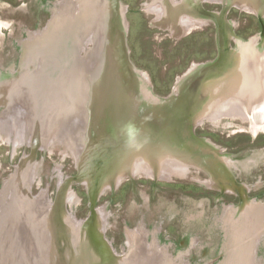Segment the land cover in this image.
Here are the masks:
<instances>
[{"label": "rangeland", "instance_id": "obj_1", "mask_svg": "<svg viewBox=\"0 0 264 264\" xmlns=\"http://www.w3.org/2000/svg\"><path fill=\"white\" fill-rule=\"evenodd\" d=\"M64 1L0 0V88L14 82L6 103L0 102V117L11 133H0V264H226L233 232L226 211L240 209L241 195L257 206L247 225L237 227L235 241L248 247L238 257L242 264H264L263 124L257 133L250 121L239 117L203 118L192 130L188 123L168 128V135L189 149L201 170L193 167L163 179L145 173L124 176L112 189L105 185L106 167L93 158L101 151L103 136L95 121L89 137L80 139L83 149L77 161L69 140L59 133L63 102L49 100L42 85L31 88L30 80L44 68L36 57L26 62L24 45L44 37ZM119 1L126 7L127 57L120 66L126 88L136 87V74L162 100L185 95L196 73L219 63L221 27L230 36L226 51L240 48L237 39L250 42L255 37L257 50L264 53V0H245L256 3L257 13L243 10L238 4L242 0L193 4V29L178 37L157 27L163 16L146 10L156 0ZM91 45L76 50V56ZM72 62L59 64L64 68ZM195 110L192 105L190 117ZM22 122L25 138L15 143ZM147 127L154 135V125ZM216 154L229 159L223 173L238 192L208 186L212 176L203 168L218 173ZM239 216L240 211L234 218ZM144 252L151 261L141 257Z\"/></svg>", "mask_w": 264, "mask_h": 264}, {"label": "bare ground", "instance_id": "obj_2", "mask_svg": "<svg viewBox=\"0 0 264 264\" xmlns=\"http://www.w3.org/2000/svg\"><path fill=\"white\" fill-rule=\"evenodd\" d=\"M205 1L208 0H194V3L192 0L163 1L164 7H157L160 16L164 17L162 21L159 20L158 27L172 33L180 32V35L185 29H192L196 19H190L189 7L193 4L199 6ZM238 4L243 10L256 12V3L248 4L242 0ZM125 11V5L119 0H66L58 16L50 22L44 37L30 39L24 44L26 62L36 57L44 68L34 74L29 84L31 88L32 85L36 88L42 85L40 90L47 94L49 100L63 102L59 133L69 140L77 161L82 148L80 139L89 137L95 121L101 125L103 136L101 151L93 158L106 167L105 185L112 189L120 184L124 176L131 178L145 173L163 179L187 172L193 167L201 170L200 164L189 154V149L168 135L171 134L168 128L181 129L188 123L187 127L192 130L203 118L219 120L239 117L250 121L252 131L258 132V124L264 125V53L257 50L255 37L250 42L237 39L240 48L236 52H229L225 48L230 36L221 27L219 63L196 73L188 88L185 87V95L179 98L173 94L162 100L152 93L147 84H140L141 75H134L138 79L134 89L126 88L125 79L120 75L123 57H127ZM60 13L62 16L59 17ZM88 43H92V47H87L84 54L76 56L75 51L80 52ZM224 53H227V57ZM69 59L73 61L72 64L64 68L59 64ZM196 67L188 75H192ZM60 70L62 72L57 76ZM133 70L141 73L135 66ZM13 84H6L0 91V101H7ZM167 103H170L169 107L165 106ZM145 104L149 107L144 115ZM192 105L197 110L190 117ZM148 124L154 125V135ZM25 126L23 122L19 126L20 134L15 137V143L24 140ZM189 148L192 149L191 146ZM217 157L218 173L213 167L203 168L212 176L208 185L238 192L237 186L223 173L230 166L229 159ZM214 176H218V179ZM86 184L89 188L92 186L90 182ZM242 203L244 207L247 202L243 199ZM37 251L40 256V250ZM240 255L241 252L237 254ZM135 264L142 263L136 261Z\"/></svg>", "mask_w": 264, "mask_h": 264}, {"label": "flooded vegetation", "instance_id": "obj_3", "mask_svg": "<svg viewBox=\"0 0 264 264\" xmlns=\"http://www.w3.org/2000/svg\"><path fill=\"white\" fill-rule=\"evenodd\" d=\"M165 1V0H156L155 2L153 3H150L148 4V6L146 7V10L152 12L153 14H156L158 16H160V11L158 12V9L159 8H163L164 5L162 6V2ZM178 1V0H176ZM122 2V1H121ZM179 2V1H178ZM160 4V5H158ZM127 6V5H126ZM159 7V8H157ZM145 11V9H144ZM128 13H129V6H127V16H128ZM128 18V17H127ZM186 23V22H185ZM159 22L156 23L157 27L159 26L158 25ZM193 29V28H192ZM172 32V31H171ZM174 35V37H178L180 36V32H175V33H172ZM191 36V35H190ZM240 38V37H239ZM241 39V38H240ZM218 56V55H217ZM193 67V66H192ZM191 70V69H190ZM189 70V71H190ZM188 71V72H189ZM4 87L0 88V91H3ZM1 99V97H0ZM1 103L5 102L6 101H0ZM0 130L3 131L5 130L9 135H11L10 133V129L7 127V124H5V120L3 119V117L1 116L0 117ZM19 130V129H18ZM17 130V132L14 134V137H17L19 131ZM20 134V133H19ZM210 186V185H208ZM244 200H246V205L244 207H236L235 209H232V210H227L226 211V216H225V219L228 220V225L230 227V229L233 231L231 234H229L230 236V239H229V246H228V259L226 260V264H242V263H245L244 261H241L239 260L240 258L237 256V254L239 252H241V255L243 256V250L242 248H245V249H248V247L246 246L245 242L241 243V245H239L237 242L239 241L238 239H236L235 241V236H237L238 232H239V228L237 227H243V226H246L247 225V221L250 219L251 217V210L254 209V206L256 207L257 205H254L253 203H250L249 199L245 198V196L243 197ZM243 204V203H242ZM234 210V211H233ZM240 211V216L238 219L234 218L235 217V213L239 212ZM228 216V217H227ZM249 230V229H248ZM242 234V233H241ZM249 245V244H248ZM250 246V245H249ZM235 247L237 248L236 249V253L234 251ZM145 254H142L140 253L141 257L151 261L147 256L146 252H144ZM233 253H235V256H233ZM246 253V252H245ZM240 255V256H241ZM234 257V258H233ZM245 258H247V256H245ZM239 261V262H238Z\"/></svg>", "mask_w": 264, "mask_h": 264}, {"label": "water", "instance_id": "obj_4", "mask_svg": "<svg viewBox=\"0 0 264 264\" xmlns=\"http://www.w3.org/2000/svg\"><path fill=\"white\" fill-rule=\"evenodd\" d=\"M128 58H129V57H128ZM129 59H130V58H129ZM75 161H76V160H75ZM92 205H93V204H92ZM94 206H95V205H94ZM94 206H93V207H94ZM93 213H94V212H93ZM94 215H95V213H94ZM54 228H55V227H54ZM55 229H56V228H55ZM59 231H60V230H59Z\"/></svg>", "mask_w": 264, "mask_h": 264}]
</instances>
